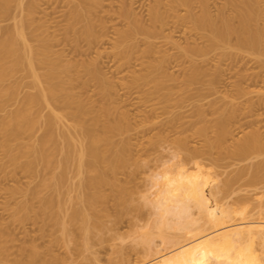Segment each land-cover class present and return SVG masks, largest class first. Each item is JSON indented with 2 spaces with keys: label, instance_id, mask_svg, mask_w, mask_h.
<instances>
[{
  "label": "rangeland",
  "instance_id": "rangeland-1",
  "mask_svg": "<svg viewBox=\"0 0 264 264\" xmlns=\"http://www.w3.org/2000/svg\"><path fill=\"white\" fill-rule=\"evenodd\" d=\"M208 1L213 13L225 2ZM258 1L264 13V0ZM157 4V0H0V42L7 40L14 47L23 49L25 55L26 49L21 45L22 41H26L37 49L40 58L45 56L44 50L48 46V55L67 69L64 75L69 83L64 96L86 109L85 120L88 123L97 119L95 131L107 138L100 146L107 151L109 158L106 161H115L116 153L123 160L117 168H112L110 162H101L100 169L107 182L88 188L86 181L97 173V168L88 165L78 168L74 147L69 148V160L67 166L63 167L61 149H68L66 137L63 139L60 135V124L46 129L44 117L49 115L51 107L43 101L27 109V122L30 118L33 123L25 122V130L20 137L10 141L15 148L13 153L18 155L16 166L5 155L3 143L6 137L0 127V250L3 251L0 254L5 262L22 259L31 253L33 247H37L42 252L39 262L57 255L59 260L69 262L74 259L76 264L78 260H85L84 257L97 255L102 264H109V258L115 257L114 250L122 248L128 257L125 264H149L174 252V248L176 250L179 246L178 242L182 245L219 228L206 225L204 231H198L200 235L197 231H194L196 234L186 233L180 227L178 229L184 218L177 213L165 212L157 204L159 186L155 184L156 177L168 172L181 158L185 159L187 151L184 146L188 151H201L208 143V135L213 140L211 157L206 154L199 155L195 160L183 161L188 169H192L194 162L198 161L204 172L210 173L208 194L211 184L221 187L240 168L264 159V153H253L243 161L232 159L230 154L231 149H235L239 142L256 130L264 140V47L255 53L219 48L206 54L186 56L180 52V47L204 46L205 43L200 39L188 38L183 30L169 26L159 30L160 33L149 40L138 34L131 40L122 41V33L128 32L127 29L132 26L129 13L138 25L149 26L150 8ZM77 10L82 11V15H76ZM123 10H127L129 16H123ZM180 11L182 14L186 12L185 9ZM16 21H24L25 24L17 27ZM86 27H91L92 36L85 33ZM236 42L234 38L230 44ZM27 54L25 56L28 57ZM14 60V57L8 58L9 63ZM160 63L163 67L152 72V68ZM94 64L100 68L104 84L89 70L93 69ZM35 70L42 74L45 66L40 64ZM26 71L24 64L0 81V88L8 96L3 95L0 99L1 124L23 107L24 98L38 97V87ZM251 100L260 104L249 112ZM76 104L67 109L75 110ZM56 107V112L61 113L60 106ZM229 116L232 117L230 120ZM260 117L263 119L261 122L258 121ZM65 121V131L73 138L77 149L85 148L86 137L73 128L71 118ZM114 123L122 126L119 132L108 129ZM221 127H226V131ZM203 128L206 135L199 133ZM219 130L227 132L224 142L221 138V142H218L219 138L215 136ZM40 140L47 143L45 153L47 150L46 156L49 157H46V163L38 161L34 169L24 168L28 160L34 158L31 146ZM213 157H223V161L218 159L220 162H216ZM49 159L52 160L49 162ZM248 175L232 186L230 197L216 195L219 207L229 209L228 212H238H232V223L241 221V211H245L249 219L264 220V178L261 179L263 184L258 181L260 184L253 183L251 186L250 182L247 185ZM60 176L64 178V182L60 183L62 187L49 186ZM46 181L49 183L45 184ZM94 190L100 191L104 197L87 212L92 220L102 223L101 230L105 231L106 241L104 246L96 245L91 252L85 251L81 256L75 253L73 244H70L71 247L64 245L66 242L60 236L56 214L59 213L60 219L66 220L68 228L78 231L82 223L72 224L70 215L83 206L82 196ZM47 198L51 202L46 205ZM214 198L211 201L214 202ZM51 212L52 215L56 213L55 217ZM199 215L194 208L192 217L199 221ZM200 222L204 225L201 219L193 228L202 225ZM166 225L170 227L166 228ZM252 245L260 259L262 257L259 264H264V241L261 237H255Z\"/></svg>",
  "mask_w": 264,
  "mask_h": 264
},
{
  "label": "bare ground",
  "instance_id": "bare-ground-1",
  "mask_svg": "<svg viewBox=\"0 0 264 264\" xmlns=\"http://www.w3.org/2000/svg\"><path fill=\"white\" fill-rule=\"evenodd\" d=\"M157 2L158 4L156 7L154 6L150 8L151 12L149 26H147L148 24L138 25L137 23H135L133 19H131V13L127 12V10H125L127 14L124 12V10L123 14L121 12L123 16L130 15V18L128 17L129 22L131 20L130 25L132 23V26L127 29V31H129L123 32L125 34L122 33V36L124 38V40L122 39V41H128L127 39L131 40L135 37V35L138 34L144 35L147 39L152 37L155 38L161 30H164V28H167L166 26H169L171 28L173 27V29L175 28L183 30V32L187 34L188 38L193 37L195 39H200L203 41V43H205L204 46L193 47L190 45V47L187 46L186 48L180 47V52H182L186 56L193 57L195 53L206 54V52H208L209 50H225V48H233L240 51L245 50L255 53L258 50L260 51L261 48L264 47V13L261 9V4H259L258 0H225L223 5H219V7L216 6L217 12L215 13H213V10L209 7L210 2L208 0H157ZM182 9L186 10L184 14H182L180 11ZM76 15H82V11L77 10ZM15 24L17 27H23L25 23L24 21H16ZM86 28L87 29L85 30V33L87 35H90L91 27ZM234 38L237 42L234 45H231L230 43ZM11 45L12 44H10V42H8L7 40H3L0 42V81L4 80L7 76L11 75L14 69L26 64V73L33 77L34 82L38 87L39 93L38 97L27 96L26 98H24L25 102L22 104L23 107L14 111L15 113L11 115L9 119H4L2 124L0 123V127H2V130H4V134L6 137V142L3 143V146L5 147V155H7V158L11 162H13L15 166L17 165L18 155L13 153L15 148L11 145L10 141L12 138L18 139L21 133L25 130L24 125H26L25 122H27V118L29 117H27V113L29 112H27V109L29 110L30 106H35L40 101H43L48 107H51V112L49 113V115H46L44 117L46 129L48 130L50 128H53V125L55 126V124H60V135L63 136V139H65L64 137H66L68 149H61V153H63V167H65L69 160V148L74 147L73 149L76 151L77 154L75 158V163L78 168H82L84 167V165L93 166L94 169L95 167L97 168V173L88 181H86V186L88 188H94L106 183L107 179L104 176V172H102L103 170L101 171L100 169V164L102 165L101 162L106 161L107 151L103 150L100 146L104 141L107 140V138L102 135H99L98 132L95 131L97 119L88 123L85 120V115L87 113L86 109L82 105H80V103L79 105L78 103H73L70 97L68 98V96H64V92L67 88L66 86L69 83H67V80L65 79L64 75L67 70L66 67H64L57 61H54L48 55V46L45 47L44 50V52L46 53L45 56L43 58H40L37 56V49L26 41H22L21 46L26 49V53H29L27 54L28 57L25 56V51V55L23 54V49L20 50L19 48H17V46L14 47L13 45ZM222 53L223 55H225L223 50ZM9 57L15 58L13 63L8 62ZM26 60L27 62H25ZM40 64H43L45 66V71L42 74L38 73L35 70V68ZM94 65V67L91 66L93 67V69L90 67L91 69L89 70H91L93 75L99 81H101V83L104 84L105 79L102 76V72L99 70L100 68L98 69V67H96L97 65ZM162 67L163 65L160 63L158 66L152 68V72L160 70ZM6 94H4L3 88H0V99L3 97V95L5 97H8ZM55 104L56 106H60L62 110L61 113L56 112V106L54 107ZM73 104L78 105L77 108L75 110H68L69 108L67 109V107H70V105ZM259 104V101H249V112L254 111L257 105L259 106ZM76 105H74V107H76ZM105 111H107V109ZM229 117L230 120L232 117ZM68 118H71L74 121L73 128L78 130L86 137L87 145L85 148L78 147L79 149H77V145L74 142L73 138L68 135L69 133L65 131L64 127L65 125L67 126V124L66 121L64 122V119L66 120ZM262 120L263 119H261V117L258 118V121L261 122ZM32 121L29 118V122H27V124H32ZM236 123H238V121ZM222 127L221 129L223 131H226V127ZM108 129L112 132H119L122 129V126L118 123H114L110 124L108 126ZM200 130V135H204L206 132L204 128ZM219 131L221 134L219 133ZM219 131L216 133L215 136L216 138H219L217 139L218 142H221V139L222 142H224V138H226L225 136L227 135V132L223 133L221 130ZM258 131L259 130L252 132L250 136L244 138L241 142H239L238 145H236L235 149H231L232 151L230 154L233 156L232 159L239 158L237 160L240 161L253 153H264L263 136ZM217 134L220 137H218ZM208 136V139L205 138L206 140H208V146L207 144H205L207 148L204 146L206 150L204 148V151H188V148L184 146V150L187 151V153H185L184 155L185 159L181 158L179 162L175 163L172 167L169 168L168 172L161 175L158 174L159 177H156L155 180V184L159 186V188L157 189V204L159 207L164 208L163 210L165 212L167 211L175 214H180V216L184 218V221H181L179 225L177 224L178 229L180 227L182 230L187 231L186 233H194V231H197V233L200 235V233L205 230L204 227L206 225H211V228H219L211 233L198 236L196 238L194 237V240H186L189 242H183L182 245L180 242H178L179 246L178 248H176V250L174 248V252L172 251L173 253L171 252V254L158 258V260L149 264H259V261L262 259V257L260 259V257L256 254L254 248L252 247V243H254L255 237H261V239L264 241V220L249 219L246 216L247 213L245 211H241L239 213V215H241V221L237 223L230 222L231 218L233 219V217L231 216H234V214L238 212H235L236 210H232L233 213L235 212L233 214L231 210L228 212L227 210L229 209H225L223 208V206L219 207L216 203V195L219 196V194H221L222 198L230 197V195H232L231 190H233V187L236 185V183L239 184V180H243V178L246 177V174L250 175V177H248L247 185H249V182L251 183V186L255 183L256 185L260 184L259 182H262L264 178V159L260 160L255 164L253 163V165L251 166L248 165L247 167V165H245L246 167L244 166L243 168H240L239 170H237L236 175H233L232 177L226 179L223 183V186L221 187L213 186L211 184L212 187L209 189L208 194L207 189L209 188V185L211 183L210 173L204 172L201 163L198 161L194 162V166L192 167V169H188L185 163L183 162L188 160H195L199 155H210V150L212 149L211 147L214 143L212 142L213 140L209 139ZM45 143L46 140H40V142L35 143L33 144V146H31V151L34 154V158H32L30 161L28 160L24 168L27 167L29 170L34 169L38 161H45L46 159H48L46 158L49 157L46 156V153L48 151L46 150L45 153ZM182 146L183 144H181V147ZM211 156L212 155H210V157ZM114 157L116 159L115 161L109 160L110 163L108 161L106 162H108L112 168H117L123 163V160L118 153H116ZM225 157L224 159H226ZM212 159L216 162L218 161V159H222L223 161V157H218V159H216V157H213ZM51 160L52 159H49V162ZM220 160L218 162H220ZM48 164L49 163H47V165ZM63 179L64 178L60 176L58 180L49 184V186H61L60 183L63 181ZM48 183L49 182L47 181L45 182V184ZM241 185H239V187ZM244 185H246L245 182ZM212 195L213 197H215L214 200L216 199L214 202L211 201L213 199V197L211 199ZM123 196L124 195L122 194L121 200L123 199ZM82 197V201L84 203L83 206L75 209L70 215V221L72 224H78V222L81 221L80 223H82V226L78 231H72L70 228H68V226L66 225V220H64L63 218L60 219L59 213H54V215H52V212L50 213L53 217H55L56 214V224L58 225V227H60L61 231L60 236H62V239H65L64 242H66L64 243V245L66 246V244H68L69 246L70 244H73L72 246L75 247V253L81 256L84 255L85 251H90L91 249H94L96 245L104 246L103 244H105L106 241L105 231L101 230L102 223L99 221L92 220L90 214L87 212V209H94L97 201L103 198L104 195L100 191L94 190L93 192L86 193ZM49 202H51V200H48V198L45 199L46 205L49 204ZM26 206L28 209L29 206ZM194 208L198 210L200 214L199 216H201L200 220H204V225L200 222L199 224L202 225H198L195 228H193V226L197 225L200 220L198 221L197 219H194L192 217ZM43 209L45 208H42V210ZM163 213L161 212V214ZM162 216L166 217L164 215ZM158 222L157 224H160V227H162V229H165V227L163 228L164 225L161 226V223ZM229 222L231 224H229ZM155 223L154 226H156ZM165 224H167V219L165 221ZM171 226L173 227V225ZM167 227H170V225H166V228ZM162 229L160 230L164 231ZM0 251H2V249ZM0 253H3V251ZM114 253L115 254L113 255L115 257H110V260L107 261L109 264L126 263V260L128 258H126L127 253L125 252V254L122 248H116L114 250ZM18 256L21 255L18 254ZM53 256H51V258L47 256L48 258H44V260H41V262H39L42 257V252L37 247H33L31 253L28 254L25 258L23 257L22 253V259H13L12 262L9 260L10 263L5 262V259L1 257L0 254V264H74L76 261H74V259H71L69 260V262H66V260L64 261V259L59 260V256L57 255V257ZM96 256H92L93 258L84 257L83 259L85 260H78L76 264H102L101 258L100 261L99 257Z\"/></svg>",
  "mask_w": 264,
  "mask_h": 264
}]
</instances>
